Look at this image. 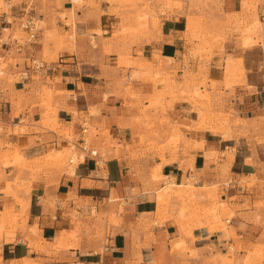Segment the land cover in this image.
Segmentation results:
<instances>
[{
    "label": "crops",
    "instance_id": "0c3cea01",
    "mask_svg": "<svg viewBox=\"0 0 264 264\" xmlns=\"http://www.w3.org/2000/svg\"><path fill=\"white\" fill-rule=\"evenodd\" d=\"M3 1L0 229L14 215L22 219L0 232V264H202L237 245L234 259L243 263L264 250L257 98L264 78L259 83L240 62L244 51L230 42L225 53L214 47L199 71L200 57L188 55L185 16L170 14L142 46L123 49L113 40L118 20L109 0L82 8L73 0ZM236 5L226 0L223 9L238 13ZM30 11L42 28L23 43L13 33ZM71 11L77 19L66 25L60 14ZM73 31L75 44L65 47L61 36ZM127 59L136 66L123 65ZM32 60L45 68L35 70ZM187 72L206 98H189ZM85 117L99 158L72 173L51 167L64 154L47 157L67 149L68 134L80 138ZM169 187L180 196L160 199Z\"/></svg>",
    "mask_w": 264,
    "mask_h": 264
},
{
    "label": "rangeland",
    "instance_id": "374dc122",
    "mask_svg": "<svg viewBox=\"0 0 264 264\" xmlns=\"http://www.w3.org/2000/svg\"><path fill=\"white\" fill-rule=\"evenodd\" d=\"M225 1L226 0H109L111 4L116 5V9L113 13L118 20V25L114 28L113 40L123 49L133 46H142L144 40L149 37L150 29L158 30L161 22L167 19L170 14L175 13L177 15H182L187 19V31L189 33L188 42L190 45L188 55H191L193 58L200 57L201 64L198 66L199 71L206 65L205 62L208 61L207 57L214 47L219 48L222 53H225L224 45L226 42H230L232 47L244 51L245 54L242 55L244 60H240V62L244 61V64L252 71L255 80L261 83L264 78V0H235V2H237L236 6L239 11L238 13L225 12L223 9ZM0 3L1 6L5 4L3 0H0ZM73 4L75 8H82L86 6L87 2L86 0H73ZM70 13V15L66 13L60 14L62 22L66 25H72L74 20L77 19L73 11ZM33 15L34 12L30 11L28 16ZM89 16L92 18L91 15ZM94 17H99L98 12L93 15V19ZM24 18L26 17L24 16ZM20 22L14 30L13 36L24 43V41L28 40V34L21 28ZM36 24L40 31L42 23L36 19ZM97 32L101 34L100 30ZM11 33L12 32L9 30L4 31V39L8 38ZM61 37L62 45L65 47L74 46L76 41L75 31L65 33V35ZM95 44L96 43H94V45ZM228 58L231 57L228 56ZM51 60L50 58H46L44 61L49 62ZM9 63H12V61H9ZM123 65L127 67L136 66V64L132 63V61H128V59L125 60ZM228 65L230 66V63ZM6 67L7 63H4V61L0 59L1 79L6 78V76L3 75ZM242 72L245 73V68H242ZM160 77V75L157 76V78ZM186 77H188L187 85L193 89H189V98L194 102L197 99L206 98L207 95H203L199 87L193 85V83H196V77L198 76L195 74L193 75L191 72H187ZM17 79L10 80L14 82ZM124 81L127 83L131 82L132 77L127 76ZM160 82H164V79ZM259 92L257 98L260 102V106H264V91L263 89H259ZM172 95L174 96V94ZM154 102L159 103V106L161 105L160 98L152 101V103ZM93 113L94 111L91 112V114ZM221 116L224 115L222 114ZM224 123L222 127L226 128L229 126L227 121ZM260 124L261 123H257L256 126L259 127ZM229 134L230 133L227 131L226 138L230 137ZM91 135L94 137L93 128ZM67 138L70 142H76L79 136L75 137L72 133L68 134ZM68 146L69 145H67V149L51 152L47 158L56 155L58 152H62L64 154L62 161L50 166L61 168L66 172L72 173L73 168L69 166L70 152ZM59 157H61V155ZM154 178L158 181L163 180L161 175H155ZM187 184L190 190H194L191 180ZM249 186H251V184ZM176 190L177 189L169 187L159 193L158 196L160 199L166 197L168 200L174 196L179 197L181 193ZM194 197L195 196L192 195L190 198ZM180 211L183 212V209L181 208ZM14 216L17 218L16 222L5 223V226L3 229H0V232L5 230L6 226L13 227L14 225H18L22 218L17 215ZM230 217V215L225 217L226 220L223 221V226H226L225 222L227 219H230ZM239 246L240 245H237V247L230 246L228 248V254L226 255L215 254L214 256H209V258H204L202 259V264H264V250L262 249L254 250L252 254L247 256L246 261H243V263L236 261L234 257L240 249ZM182 254L185 255L186 251H183ZM190 255V258H197L195 252H190ZM19 264L34 263L24 262Z\"/></svg>",
    "mask_w": 264,
    "mask_h": 264
},
{
    "label": "built area",
    "instance_id": "2783aa9c",
    "mask_svg": "<svg viewBox=\"0 0 264 264\" xmlns=\"http://www.w3.org/2000/svg\"><path fill=\"white\" fill-rule=\"evenodd\" d=\"M21 28L28 34V41H32L36 38L38 33V28L36 24V19L33 16H27L23 18L20 22ZM31 65L35 68V70H41L45 68L43 62H39L37 60H32ZM27 75H24L28 77ZM90 131V122L88 118H83L81 126H80V138L76 142H70L68 149L70 152L69 157V166L76 169L79 165L84 164L89 159L99 158L98 149L88 142Z\"/></svg>",
    "mask_w": 264,
    "mask_h": 264
},
{
    "label": "bare ground",
    "instance_id": "6f19581e",
    "mask_svg": "<svg viewBox=\"0 0 264 264\" xmlns=\"http://www.w3.org/2000/svg\"><path fill=\"white\" fill-rule=\"evenodd\" d=\"M92 134V128L90 126V131H89V138H88V142L91 143L92 145L96 146L95 144H93V135ZM91 135V136H90ZM97 147V146H96Z\"/></svg>",
    "mask_w": 264,
    "mask_h": 264
}]
</instances>
